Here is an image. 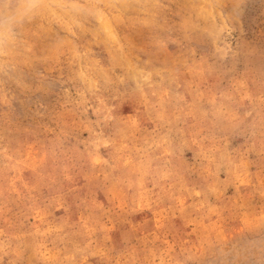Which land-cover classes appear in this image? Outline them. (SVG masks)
I'll return each mask as SVG.
<instances>
[{"label":"rangeland","instance_id":"rangeland-1","mask_svg":"<svg viewBox=\"0 0 264 264\" xmlns=\"http://www.w3.org/2000/svg\"><path fill=\"white\" fill-rule=\"evenodd\" d=\"M0 264H264V0H0Z\"/></svg>","mask_w":264,"mask_h":264}]
</instances>
